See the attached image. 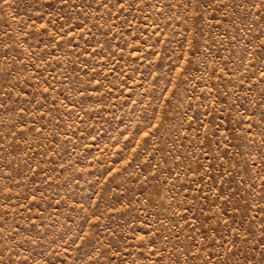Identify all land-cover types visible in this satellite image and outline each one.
Instances as JSON below:
<instances>
[{
  "label": "rangeland",
  "instance_id": "rangeland-1",
  "mask_svg": "<svg viewBox=\"0 0 264 264\" xmlns=\"http://www.w3.org/2000/svg\"><path fill=\"white\" fill-rule=\"evenodd\" d=\"M0 264H264V0H0Z\"/></svg>",
  "mask_w": 264,
  "mask_h": 264
}]
</instances>
